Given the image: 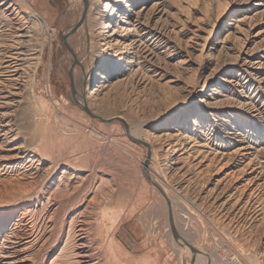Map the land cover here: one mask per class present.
<instances>
[{
	"label": "bare ground",
	"instance_id": "6f19581e",
	"mask_svg": "<svg viewBox=\"0 0 264 264\" xmlns=\"http://www.w3.org/2000/svg\"><path fill=\"white\" fill-rule=\"evenodd\" d=\"M149 1L66 0L65 11L72 18L60 31L67 45L63 60L69 66L76 103L95 122H120L123 140H89L86 135L90 132L80 130L84 141L70 155L50 157L47 147L36 155L22 143L0 155V264H139L129 247L120 243L117 232L119 221L128 223L131 214L150 199V191L164 205L180 264H212L214 259L225 264L240 262L235 254L206 253L182 236L173 215L176 208L182 212L185 229L192 220L201 225L202 211L210 210L212 204L236 228L244 223L264 228V25L253 35L263 42L239 52L238 73L229 72L212 88V63L206 64L203 69L211 71L202 75L200 70L196 84L204 79L197 97L191 87H183L179 93L183 100L172 109H179L178 113L183 109V116L181 113L171 123L168 120L161 129L164 133L151 132L150 140L143 139L146 122L130 127L125 114L105 118L95 113L98 109L89 108L104 89L115 86L113 79L141 86L149 78L162 76L160 53L168 50L170 56L176 52L170 34L177 31L158 16L163 11L162 0H155L151 7ZM37 3L0 0V144L5 147L16 138L8 108L18 102L24 79H33L38 72L44 46L39 38L56 34ZM248 3L242 13H234L227 24L230 32L213 41L210 53L213 50L218 56L229 51L232 38L252 24L249 21L255 17L251 12L257 22L264 23V0ZM108 10L111 13L98 29L102 24L98 18ZM204 30L197 25L190 33L200 41ZM201 40L204 45L208 38ZM198 41L193 44L199 46ZM90 84L94 86L86 93ZM225 89L231 90L234 108L247 119L235 111L228 117L225 101L217 95ZM191 96L196 100L189 101ZM42 122L49 125V121ZM90 124L86 128L99 134ZM48 135L42 130L40 139L44 141L51 133ZM138 149L144 152L139 166L135 161ZM59 151L63 153V149ZM159 151L167 154L162 165L174 179L169 189L167 179L162 181L152 171ZM159 170L166 174L163 168ZM128 205V213L118 212ZM203 237L201 231L197 240ZM262 244L264 247V241ZM262 257L264 260V250Z\"/></svg>",
	"mask_w": 264,
	"mask_h": 264
},
{
	"label": "rangeland",
	"instance_id": "374dc122",
	"mask_svg": "<svg viewBox=\"0 0 264 264\" xmlns=\"http://www.w3.org/2000/svg\"><path fill=\"white\" fill-rule=\"evenodd\" d=\"M154 1H149L148 7H151ZM249 1L254 2L256 0H162L163 11L158 16L160 15L161 19L166 20V23L173 24L175 27L174 31H177V33L173 32L170 34L175 47L177 46L176 52H171L170 56H168L170 53L168 50H164L162 54L160 53V58H162V61H160L162 64V69H160L162 76L149 78L146 81L147 85L141 86L128 82L118 83V78L113 79L112 82L115 83V86L109 90L104 89L96 97L97 99L92 101V106L89 108L92 110L93 108L98 109L95 113L105 118L125 114L127 124L130 127L135 122L137 124L143 121L146 122V125L143 126L146 132V135H143L144 140L151 139V132L164 133L166 130L161 129H163V125H166L165 123L168 120L171 123L181 113L183 116V109L179 113L177 112L179 109L172 110L178 106L179 101L183 100V98L179 97L181 89L188 86L187 88L191 87L195 94L198 93L197 91L201 88L200 86L204 79V77L201 78L196 84L197 76L202 74L200 70L202 69V75H208L211 71V68L203 69L206 64L212 63L210 64V66L212 65V79L209 82L212 83V88H215L217 82L223 78L226 79L229 72L233 75L238 73L236 66L238 57L241 55L239 52L263 42L253 36L264 25V23L257 22V16L253 15V11L251 15L255 18L252 17L254 20L251 18L252 20L249 21L252 23L250 24L251 26L248 25L249 23L246 24V29L243 28L240 31L241 33L237 34L238 36L236 35V37L232 38V49L230 48L226 53L220 52L218 56L213 50L212 53L209 52L213 41L222 38V36L230 32L226 31L231 30L227 24L234 18V13L238 11L242 13L247 5L250 4L248 3ZM37 2L39 12L48 21L49 25L55 29L56 34L50 38L51 40L43 35L39 38L40 44L42 42L44 46L41 51L42 55L40 56L41 62L38 65V72L33 79L30 76L26 77L28 80L24 79L21 91L16 99L18 102L8 108L15 129L13 134L15 133L16 138L10 141L11 146L5 147L0 144V155L8 154L9 149L14 145L22 143L30 153L37 155L44 151V147H47L51 149L50 157H57L59 154L58 157H63L70 150L71 152L74 151V147L76 148L84 141L83 137L79 135L80 130L90 132L86 135L89 140L96 139L107 143H109V140H113L119 143L123 140L124 134V126L120 122L112 123V125H102L95 122L88 118V115L76 103L77 99L70 84L72 77L69 72V66L63 60L67 45L65 37L60 31V26L69 23L72 18V14L65 11L66 0H37ZM110 13L111 10H108L104 16L98 18L100 23H102L98 29H101L103 22ZM197 25L205 28L201 36L208 38V40L204 45L201 40L203 37L198 41L190 33L191 29H194ZM243 30L245 33H243ZM180 33L182 34L180 35ZM195 41L200 42L199 46L193 44ZM175 43L179 44L176 45ZM210 54L212 55V60L209 62ZM222 84L224 83L222 82ZM93 86L94 84L88 85L85 90L86 93ZM206 89H209V87H206ZM217 95H221L220 98L224 99L225 106L223 109L227 111L228 117H230V112L235 111L233 113L241 115L242 119H247L244 112L237 111L234 108L235 97L233 98L230 89H225V92H220ZM223 95H227L226 98ZM194 97H197V94ZM194 97L191 96L189 101H195L196 98ZM42 121H49L50 126L45 127ZM87 121L91 123V126L98 129L99 134L96 135L95 132L92 134L93 132L86 128V124H89ZM244 126L247 127V125ZM154 127L156 128L154 129ZM42 130H44L45 134L50 135L51 133L50 140L48 137H45L48 139L44 141L40 139ZM53 134H55V137ZM69 136L71 138L73 136L76 137L68 139L70 138ZM61 149H63V153L62 151L60 153L59 150ZM142 151L136 150L138 159H135V161L138 166L144 156ZM159 155L160 160L158 159L157 163H154L152 171L154 174L159 173L162 181L167 179V187L169 189L174 183V179L170 177V173H166L167 166L162 165L167 162L165 160L167 154L164 151H159ZM161 168L164 169L166 174L163 175L160 172L159 169ZM135 175H140V172L135 171ZM149 195L150 199L131 214V219L128 223L122 224V221H119L117 238L122 245L129 247V250L134 255L133 257L138 260L139 264H180V256L175 246L171 243L164 205L155 197L153 192L150 191ZM133 204H136V200L133 201ZM130 206L120 207L118 212L124 215L129 212ZM181 213L178 208L175 209L173 215L176 227L182 236L186 237L188 241H191L199 249L206 253L212 251L220 252L223 255L225 253L235 254L236 257L238 256L240 264H264L262 257L264 228L260 224L244 223L236 228L233 223L228 222L224 217H220L214 204H212L210 210L202 211L200 216L203 223L201 225L192 220L190 223L191 227L185 229L182 224ZM108 223L110 221L105 222L107 226H109ZM200 230L204 233V237L198 241L197 235L201 233ZM212 264L225 263H219L214 259Z\"/></svg>",
	"mask_w": 264,
	"mask_h": 264
},
{
	"label": "water",
	"instance_id": "95a60500",
	"mask_svg": "<svg viewBox=\"0 0 264 264\" xmlns=\"http://www.w3.org/2000/svg\"><path fill=\"white\" fill-rule=\"evenodd\" d=\"M86 110V109H85ZM177 238V237H176ZM187 245V247H189L190 248V250L192 251V253L194 254V253H196V250L193 248V247H191L190 245H188V244H186Z\"/></svg>",
	"mask_w": 264,
	"mask_h": 264
},
{
	"label": "built area",
	"instance_id": "2783aa9c",
	"mask_svg": "<svg viewBox=\"0 0 264 264\" xmlns=\"http://www.w3.org/2000/svg\"><path fill=\"white\" fill-rule=\"evenodd\" d=\"M232 264V263H231ZM238 264H240V263H238Z\"/></svg>",
	"mask_w": 264,
	"mask_h": 264
}]
</instances>
